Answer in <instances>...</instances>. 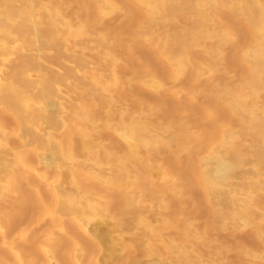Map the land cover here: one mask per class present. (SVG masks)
<instances>
[{"label":"bare ground","instance_id":"bare-ground-1","mask_svg":"<svg viewBox=\"0 0 264 264\" xmlns=\"http://www.w3.org/2000/svg\"><path fill=\"white\" fill-rule=\"evenodd\" d=\"M163 194L264 248V0H0V264H167L134 233L159 217L184 263L202 238Z\"/></svg>","mask_w":264,"mask_h":264},{"label":"rangeland","instance_id":"rangeland-1","mask_svg":"<svg viewBox=\"0 0 264 264\" xmlns=\"http://www.w3.org/2000/svg\"><path fill=\"white\" fill-rule=\"evenodd\" d=\"M81 27H83V25H80ZM81 27H77L75 30L77 32L80 31ZM75 27H72V29H74ZM79 29V31H78ZM74 30V31H75ZM73 31V34L75 33ZM72 32V31H71ZM76 32V33H77ZM93 47L95 48V45H93ZM118 53L122 54L124 53L123 50H118ZM163 79V80H162ZM165 77L162 76L161 80L163 83H165L167 86L169 85L170 88H176L178 87V83L172 84L171 82H166L168 81L166 79L165 81ZM163 86V85H162ZM168 86V87H169ZM126 89L130 92H133V89L130 87H126ZM109 97L115 99L117 98V95L115 93V91L113 90H109ZM146 99L156 103V100H154L153 98H149L148 95H145ZM171 103H169L167 101V104L171 106H174V103L172 101H170ZM155 112L153 111L151 113V117L155 116L154 115ZM121 118H116L114 120H111L108 123L109 127H112L114 129L119 130V122L121 120H123V118L120 120ZM183 129L185 131H189L191 130V126L189 124H187L186 122L182 125ZM93 141H96V137H92ZM62 144H65V140L61 139L60 140ZM110 143L113 146H116L118 148V144L117 141L112 140L110 141ZM168 156V155H167ZM165 159L169 160V156ZM168 162V161H166ZM167 167V166H166ZM168 167H171V169H174V165L173 164H168ZM103 171L101 173V175L103 177L106 178H118V179H122L125 180L127 179L129 173L131 175H133L134 177H141V171L136 168V167H132V169L128 170L127 167H121L120 169H117V167H114L113 165H110V163H104L102 165ZM80 184H82V182H76L73 183L75 190L82 192V194L85 196L86 199H83L82 202H79V204L81 205L80 208H84L85 210H89V204L91 203V201L93 200L94 196L92 195V191L91 190H83V188H80ZM73 184L69 185V187L73 186ZM83 185V184H82ZM81 185V187H82ZM80 188V189H79ZM85 191V192H83ZM91 191V192H89ZM80 192V193H81ZM92 193V194H90ZM198 195V196H197ZM199 194L195 193L194 197L197 199L199 198ZM160 203L157 202V207L155 210L157 211H167V212H176L178 215H181L182 220L184 221L185 224H193L195 225L194 227H189V231L192 234H197L200 235L202 240H201V245H203V248L199 247V246H195L194 244L190 243V242H185L184 243V248L186 249L187 253L189 254V260L182 263V262H178L177 258H169L166 255V252H171L173 253L177 246L176 244L173 243V241H171L168 237V235L170 233L173 232L174 230V221L172 219H166V218H162L159 217L158 218V223H160L161 225H165L166 227H168L167 231H163L161 232L158 229L155 230H150V231H144L145 229H139L137 231H135L134 233L136 234H140L142 235H152V240L149 242L148 247L150 250V255L152 259H160L163 262L167 263V264H206L207 260L209 259V263L208 264H259V260H263L264 261V248L263 246H259L257 244H255L254 241V236L252 234V228H248V229H243V230H238L237 232H225L224 234H220L219 236L213 234L212 232H208V226H209V220H208V212L204 209V208H199V211H196L195 214H191L190 215H182L179 210L170 203L169 201V196L167 194H163L161 199H160ZM101 203V202H100ZM103 203H101L102 205ZM108 204H111L110 202H106L104 205L105 207H110ZM197 214V215H196ZM23 221V224H21L20 222ZM28 222V223H26ZM30 221L28 219H22L20 221L17 222V227L15 225V229L13 228V233H16L17 231H19L21 228H23V226L25 225L24 223H26V226H29ZM19 226H22L19 228ZM18 228V229H16ZM17 230V231H15ZM217 238V241H215V237ZM195 262V263H194ZM206 262V263H205Z\"/></svg>","mask_w":264,"mask_h":264}]
</instances>
